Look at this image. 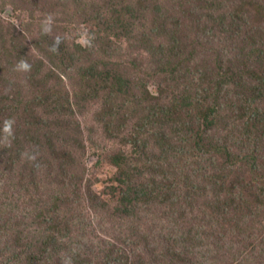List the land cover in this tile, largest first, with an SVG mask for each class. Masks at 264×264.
<instances>
[{
  "label": "trees",
  "instance_id": "trees-1",
  "mask_svg": "<svg viewBox=\"0 0 264 264\" xmlns=\"http://www.w3.org/2000/svg\"><path fill=\"white\" fill-rule=\"evenodd\" d=\"M176 3L131 0L126 12L102 6L107 29L116 33L114 41H108L110 49L120 51L126 41L131 47V73H122L113 62L94 57L88 46H68L63 39L51 42L50 55L59 61L60 71L65 61L76 75L68 72L64 79L65 73L53 69L45 85L21 88L16 101H10L9 96L3 99L12 103L0 108V264H246L247 254L240 248L251 246L253 253L264 250V226L257 229L258 238L253 232L242 236V226L264 223V142L260 138L264 137V117L260 113V102L264 101V2L255 0H211L206 9L189 12L184 21L181 19V23H207L209 32L237 53L229 60L215 40L205 41L208 56L196 60L202 65L196 72L198 90L193 94H188L190 87L181 90L183 110L195 108L199 102H213L208 111H201L202 125L196 129L186 123L191 116L184 120L173 116L172 109L178 108L173 103L161 104L154 111L148 105L141 127L156 131L153 135L160 137L165 153H171L170 140L179 142L173 146L177 163L169 164L172 177L164 174L160 180L147 183L133 154L120 151L111 157L117 169L116 185L111 188L117 202L102 225L113 231L121 245L105 239L100 224L90 217L97 196L91 182L84 183L85 176L91 174L85 164L81 123L74 119L76 101L71 95L64 99L62 84L66 82L72 89L83 82L95 85L98 101L111 102L106 104L111 123L100 118L111 131L112 123L118 127L121 124L111 120L119 110L117 106L132 101L136 89L145 88L151 80L162 89L159 76L179 86L183 73L177 64L183 66L185 61L176 60L181 57L177 52H182V45L174 40L181 34ZM256 3H260L259 10ZM163 4L170 6L161 14L159 6ZM150 9L154 13L146 12ZM173 14L176 19L168 18ZM173 19L177 22L172 26L177 30L167 28ZM45 39L48 41L47 35ZM36 44L40 51L42 41ZM23 50L28 55L20 57L19 62L24 68L31 64L32 69L40 53L29 54L28 45ZM6 65L0 59V77ZM246 74L251 75L247 77L253 84ZM50 81L55 84L50 85ZM2 88L0 93H6L5 84ZM224 92L228 98L244 97V103L238 106L242 121L235 127L220 118L221 104L217 102ZM146 99L152 102L154 97L148 92ZM58 102L60 106L55 107ZM168 122H172L169 135L164 128ZM251 128L259 133L253 143L245 136ZM175 180L178 184H173ZM253 193H259L258 200L256 205L246 204L251 212L247 222L242 219V201ZM156 209L162 223L159 218L139 221L143 217L138 216L140 212ZM156 225L161 226L159 230ZM144 230L151 238L145 254L140 252L139 237ZM193 248L200 257L194 258ZM237 252L239 255H234Z\"/></svg>",
  "mask_w": 264,
  "mask_h": 264
},
{
  "label": "rangeland",
  "instance_id": "rangeland-1",
  "mask_svg": "<svg viewBox=\"0 0 264 264\" xmlns=\"http://www.w3.org/2000/svg\"><path fill=\"white\" fill-rule=\"evenodd\" d=\"M6 1L8 4L4 0H0V59H4L5 64H7L4 66V73H2L0 77V89H4L2 85L5 84L7 92L0 93V99L2 98L0 100V108L5 104L12 103L3 101V99L8 96L10 101H16L21 88L28 89L31 88L32 85H34V88H40L45 85V79L48 73L53 69H56V72L65 73L63 76L64 79L68 77L67 73L70 71L68 70L66 62L63 61V69L60 71L58 69L59 61L57 58H52L50 55L52 49H49V47L51 42L53 43L54 41L59 42L63 39H67L68 46H74L77 43L83 44L89 47L88 51L96 54L94 57L103 58L111 64L113 62L114 66L122 73L127 70H129L130 73L133 71V69H131V47L126 43L120 51H114L113 48L110 49L108 41H114V35L116 33L115 31H109L107 29L109 26L103 21L101 13L103 5L115 12H117V10L126 12L131 0ZM174 1H177L176 4L178 6L180 4L182 7L184 6L180 9L175 4L180 12L177 18H180L179 28H181V34L177 35L178 40H174L177 45H182V52H177L181 57L177 56L176 60L180 61L181 58V61H185V65L183 66L175 62L182 70L180 73H183L179 75V86L173 85L174 82L166 83L164 82V78L159 76L157 80L162 83V89L154 80H151L145 88L141 87L138 90L136 89L131 96L132 101L129 100V102H125L126 105L123 107L117 106L119 110L114 114L111 120H118L121 124L120 127H118L116 124L112 123L111 131L109 125L105 124L107 122L111 123L110 119L107 117L110 114H106L105 105L111 102L98 101L99 97H95L94 92L95 85L83 82L75 89H72L67 86L66 82L62 84L63 90H61L62 92L64 91V99L71 95L72 99L76 101L73 102L75 104L76 113L82 116L84 136L88 145L85 164L88 170H90V180L93 184V191H95V193L99 192L104 198L110 186L114 184V176L117 172L116 167L111 164L110 157L120 151L133 154V159L138 160V171L142 176H146L152 180L158 178L160 180L164 174L171 176L169 164L177 163L174 157L173 146L178 145L179 142L177 139L170 140L171 153H165L163 149L164 143L158 139L160 138L159 136L153 135L156 131L150 132L152 130H145L146 128L141 127L146 121L144 117L148 113V105L154 111V109L158 108L161 104L170 105L173 103V105L178 107L176 110L172 109L173 116L179 120H184L186 116H191L186 119V123L189 126H195L194 128L196 129V126L202 125L201 121H199L201 111H208V108L213 102H199L195 105V108L192 107L189 110H183L184 102H181L183 95L181 94V90L188 87L192 88L188 94H193L198 90V75L196 72L200 70L198 66L202 65L197 64L196 60L208 56L209 50L205 41L215 40V44L228 54L229 60H233L237 53V51L227 49L221 37L218 35L214 37L209 32L210 25L207 23H202L201 25L192 22L181 23V19L184 21V17L188 15L189 12H196L198 9L204 10L203 8L206 9L209 7L208 4L211 0H186L185 3L184 0ZM255 1L260 3L264 2L263 0ZM149 3L151 4L150 1ZM260 3H256L258 10L260 8ZM118 4H120V7L117 6ZM170 4L159 6L161 14H164V10L168 8ZM146 12L154 13L152 9ZM152 13H147V15ZM168 18L176 19V15L173 14ZM175 19L167 23V28L173 30L179 29L178 27L172 26V23L177 22L174 21ZM182 28L184 29V34ZM46 35L48 36V41L45 39ZM38 40L43 43L40 47V51L36 47ZM200 42L204 43L200 44ZM25 45L31 48L29 54L36 55L40 53L39 61L32 69L31 64L27 63L26 68H24L21 66V62H19L20 57L28 55V53H23V47ZM242 45L244 44L242 43ZM190 46H192V52L189 51ZM71 50L74 52V49ZM70 74L75 76L76 71L72 70ZM210 83L211 82L207 80V84L210 85ZM54 84V81H50V85ZM148 92L154 97L152 102H147L148 100L146 97H148ZM223 97L221 102H217L221 104L219 112L220 118H222L223 123L235 127V125H238V123L242 121L238 118L241 114V110L238 106L244 103V97L232 99L228 98L229 96L224 93ZM173 101L179 102L174 103ZM260 104L262 109L260 113L261 116L264 117V101L260 102ZM59 106L60 104L58 102L55 107ZM101 117H103L105 123L100 122ZM2 119L3 118L0 117V122L3 121ZM246 119L248 120L250 118ZM171 125L172 122H168L167 125L164 126L168 135L171 134V130L168 129ZM148 127L152 129L151 126ZM261 127L264 128V123L261 124ZM249 132V135L245 134L249 139L248 142L252 141L251 143H253L255 140L257 141L255 134L259 133L252 128ZM260 138H262V142H264V137ZM166 157L168 159H166ZM171 180H173V178H171ZM177 182L179 181L175 180L173 184H178ZM176 193L180 194V190L177 186ZM258 194L259 193H253L242 201L245 204L242 208V215L244 216L242 219L244 221L249 222L248 216L251 215V212L246 208V204L252 203L256 205ZM243 195L248 196L247 192H244ZM261 199H264V197ZM181 210L182 208L179 209L178 212L181 213ZM260 214L261 212H258V215ZM140 215L143 217L141 220L138 219L139 221L150 220L151 222L153 218L160 217L157 209L154 212H140L138 216ZM230 217L237 221L235 214H231ZM263 226L264 223L263 225L254 223L253 225H244L242 228L243 230L254 232L258 238L257 229H261ZM144 235L145 230L139 235L142 241ZM251 248L252 247L248 245L247 249L240 248L243 253L247 254L245 263L264 264V250L258 249L256 253H253L255 250L251 252ZM234 255H239V252Z\"/></svg>",
  "mask_w": 264,
  "mask_h": 264
},
{
  "label": "clouds",
  "instance_id": "clouds-1",
  "mask_svg": "<svg viewBox=\"0 0 264 264\" xmlns=\"http://www.w3.org/2000/svg\"><path fill=\"white\" fill-rule=\"evenodd\" d=\"M226 10H229L228 9V6H226ZM229 36H230V34H229ZM127 43V41L125 42V44ZM77 44H79V43H77ZM83 47H87V46H84L83 44H81ZM192 46H190L189 47V51L190 52H192L193 50H192V48H191ZM246 70V69H245ZM247 76H250L251 77V75H249V74H246V78H247V80L249 81V82H251V80L247 77ZM237 78L238 77H236V79H235V81L237 80ZM235 81H234V83H235ZM252 83V82H251ZM253 84V83H252ZM202 86H203V84H202ZM224 94H225V92H224ZM227 95V94H226ZM222 97H223V93H222ZM189 97H186V100L188 99ZM224 98V97H223ZM106 105V104H105ZM74 119H76L78 122H80L81 123V134H83V144L85 145V147H86V152H87V148H88V145H87V141H86V138H85V136H84V127H83V121H82V116L80 115V114H77L76 113V115H75V118ZM116 154V153H115ZM113 156V155H112ZM111 156V157H112ZM111 157H110V161H111ZM112 164V163H111ZM143 178H144V181L145 182H147V183H150V182H152L153 180L151 179V178H148V177H146V176H143ZM86 182H91V180H90V175L88 176H85V179H84V183L86 184ZM91 185H92V189H93V184L91 183ZM116 185V183H114L112 186H115ZM112 186H110V189H109V191L105 194V198L102 196V194H100L99 192H97L96 193V196H97V198H96V209H94L93 211H92V213H91V215H90V217H92V218H95V221L94 222H96L97 224H100V230H101V235L105 238V239H111L112 241H115L116 243H118L119 245H121V241L118 239V238H115V237H113V231L111 230V229H109V228H105L103 225H102V220L108 215V212H109V210L112 208V207H114L115 206V204H116V199H113V197H112ZM123 194L121 193V196H122ZM102 202L103 203H105L104 205L102 204ZM159 219L161 220V218L159 217ZM136 220H137V218L136 217H134V221L136 222ZM163 222V220H161V223ZM156 228H157V230H159L160 229V225H156L155 226ZM242 230H243V228H242ZM251 231H248V230H243V234H242V236L244 235L245 237H248L249 235H251ZM252 234H254V232L252 233ZM140 240H141V238H140ZM150 243H151V238H150V236L148 235V234H146L145 233V235H144V239H143V241L141 240V243H140V245H141V250H140V252L141 253H144L145 254V252H147V249L149 248V246H150ZM191 253H194V248L191 250ZM195 255H193L194 256V258H198V257H200V255H198V254H196V253H194Z\"/></svg>",
  "mask_w": 264,
  "mask_h": 264
}]
</instances>
